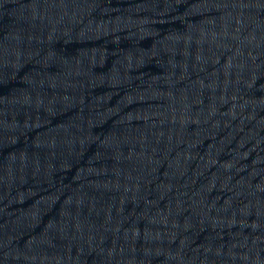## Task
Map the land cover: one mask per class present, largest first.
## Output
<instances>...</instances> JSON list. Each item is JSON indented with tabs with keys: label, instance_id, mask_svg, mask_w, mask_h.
<instances>
[{
	"label": "water",
	"instance_id": "95a60500",
	"mask_svg": "<svg viewBox=\"0 0 264 264\" xmlns=\"http://www.w3.org/2000/svg\"><path fill=\"white\" fill-rule=\"evenodd\" d=\"M0 264H264V0H0Z\"/></svg>",
	"mask_w": 264,
	"mask_h": 264
}]
</instances>
